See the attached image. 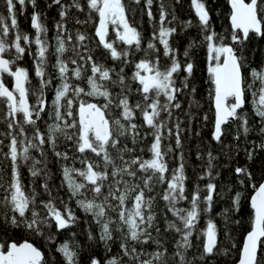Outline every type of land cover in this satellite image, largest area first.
<instances>
[{"label":"snow or ice","instance_id":"obj_1","mask_svg":"<svg viewBox=\"0 0 264 264\" xmlns=\"http://www.w3.org/2000/svg\"><path fill=\"white\" fill-rule=\"evenodd\" d=\"M134 2L139 4L140 0ZM179 2L176 0L177 4ZM229 2L231 30L220 33L211 23L207 0H191L201 41H191L181 54L170 42L177 34L175 24L178 22L187 31L193 27V22L179 21L174 11L170 13L166 9L163 0L160 2L158 27L153 24L146 47L143 46L142 32L129 22L123 0H70V3L52 0L48 7L58 5L60 16L54 25L55 45L48 39L49 29L43 14L35 11L37 0H27L34 9L31 16L34 37L21 32L18 27L17 4L23 10L26 0H3L10 25L0 14V105L3 106L6 126V131L0 132L3 137L0 139V157L10 162V172L5 176L4 169L0 168V232L23 229L54 242L55 236L48 229L54 225L61 232L78 222L79 217L69 201L52 194L53 189L48 184L47 147L61 162L62 185L67 186L69 200L74 198L77 207L91 215L99 226L98 237L89 230L88 239H98L106 251H111V243L117 239L114 233L119 234L122 255L129 258L130 264H169L170 259L174 264H196L197 260L202 261L218 251V229L213 220H207L206 228H198L203 215L211 213L214 207L217 185L212 182L215 179L212 161L215 157L208 153L209 167L200 177L209 182L203 189L199 184L195 185L188 195L183 152L179 153L178 166L170 171L165 157L173 152V148L168 145L162 150V141L174 138L176 148H182L183 122L179 117L174 118V110L181 109L180 96L185 90L193 97L189 108L199 107V101L195 99L196 88L190 87L196 67L191 53L203 45L209 81L213 86L209 91L215 110L213 139L222 142V126L229 121L238 125L234 139L239 141L241 135L248 136L252 128L249 114L244 109L250 94L254 116L260 121L261 142L251 141V147L243 149L237 146L236 152L243 150L251 161L257 150L264 151V67H251L246 54L248 42L253 37L264 38V0ZM145 3L147 15L150 21H154L153 0H145ZM72 9L78 12L87 10V19L73 16L74 23L96 25V48L103 50L105 59L119 62L118 71L100 62L96 49L87 43L92 37L86 32L77 29L75 37L69 32L66 21ZM94 14L98 23L93 19ZM169 15L171 19H168ZM110 27L115 33L114 38L109 36ZM10 28L14 30L11 39ZM73 39L75 43L69 44ZM117 41L124 47H119ZM157 42L162 45V53ZM33 45L36 46L34 54ZM140 52L143 57L136 61L135 54ZM26 53L33 56L38 87L31 86L29 70L18 65ZM52 57L55 59L51 67L59 81L54 89L51 87L52 74L48 72ZM163 57L168 63L162 67ZM129 67L134 68L130 77L125 72ZM8 78L13 81L11 88L6 82ZM46 89L54 91L50 111H47ZM30 96L35 97L34 103H30ZM44 115L51 122H45L42 128L38 122ZM204 119L207 120V116ZM149 135L152 137L147 146L150 158L135 155V146ZM68 142L74 149L71 156L68 151L57 150L60 144ZM128 142L133 146L130 147ZM139 151L144 152V149ZM33 153H38L40 158ZM77 162L81 167L75 166ZM25 166L33 182L44 175L41 188L43 194H47L46 200L39 199L42 193L35 187L26 190L22 177ZM234 173L242 177L241 185L245 180L253 179L246 166H237ZM164 185L162 193L156 191L158 186ZM251 186L255 190L250 200L253 216L239 264H264V183L259 187ZM157 197L164 202L166 210L160 213L164 231L179 235L171 254L163 240L158 238L161 228L155 208ZM241 198L242 194L236 192L230 208L222 213L226 222L230 219L229 212L240 211ZM184 201L188 206L180 207ZM168 213L174 219H168ZM231 222L238 224L239 220L232 219ZM153 232L157 236L154 237ZM194 236L204 238L202 252L199 257L189 259L188 251L195 247ZM149 242L157 246L153 252H142L136 247ZM56 251L62 256L63 264H80L79 254L69 242L60 244ZM0 264H50V261L33 243L27 240L10 242L0 235ZM89 264H101V261L91 257ZM106 264H123L122 257L113 256Z\"/></svg>","mask_w":264,"mask_h":264},{"label":"trees","instance_id":"obj_2","mask_svg":"<svg viewBox=\"0 0 264 264\" xmlns=\"http://www.w3.org/2000/svg\"><path fill=\"white\" fill-rule=\"evenodd\" d=\"M62 2L70 3V0H62ZM123 2L126 5V13L128 15L129 22L142 32L145 41L143 46L146 47V41L152 35L153 24L155 23L158 27L161 0H153L151 11L153 17L155 18L154 21H150L147 15L148 8L145 0H140L139 4H136L134 0H123ZM246 2H249V0H246ZM51 3L52 0H37V8L35 11H39L43 14L44 23L49 29L47 34L48 39L52 45H55L54 37L56 33L54 25L60 20V16L59 6L53 5L51 8H49L48 5ZM163 3L170 13L172 11L175 12L179 21L191 20L193 22V27L187 31H184L178 22L175 24L177 28V34L172 37L170 42H173L174 46L177 47L182 54L184 49L191 41H201L200 30L196 26L198 21L193 8L191 7V0H180L178 4L176 3V0H163ZM207 4L210 8V13L212 16L211 23L215 30L220 33H224L226 30L230 31L229 16L231 8L229 6L228 0H207ZM33 11L34 9L30 4L27 3V0L23 10H21V6L17 4L16 14L19 30L21 32L28 33L32 37L35 35V30L31 27V16ZM0 14L5 16V23L10 25V16L5 9L3 0H0ZM73 16L79 18L80 20H85L87 19V10L85 12H78L77 10L72 9L69 12V16L66 21L69 32H71L73 37H75V32L77 29H79L81 32H86L92 37V39L87 43L89 44V47L96 49V56L100 59V62L105 63L106 66L114 67L118 71L119 62L113 61L110 58L105 59L103 50L96 48V41L98 40V38L94 36L96 25L91 22L82 25L75 24L74 20L72 19ZM93 19L98 23V17H96L95 14L93 15ZM168 19H171V15H169ZM165 23L167 24V21H165ZM13 31L14 30L10 28L9 39H11V34ZM109 36L111 38H114L115 36V33L111 30V27L109 30ZM71 43H75V40L73 39V41L69 42V44ZM117 44L119 47H124L123 45L119 44L118 41ZM157 45L161 48L162 53V45H159L158 42ZM35 51L36 46L33 45V54ZM246 54L251 67H264V38L253 37L250 42H248ZM66 55H71V53H67ZM142 57L143 52L135 54L136 61ZM191 58L194 61L196 67L194 70V75L190 81V87L194 86L196 88L195 99L199 101V107L193 106L192 108H189V103L193 97L189 94L188 90H185L184 94L180 96L182 104L181 109L174 110V118L179 117V120L183 122L181 124V128L183 130L181 133L182 148H176L175 140L172 138L164 139L162 141V150H166L168 145H171L173 148V152L169 153L165 157L170 171L171 169L178 166L179 153L181 151L183 152L185 173L188 177L186 181V194L188 195H190L195 185L199 184L203 189L204 186L209 182L207 178L200 179V177L204 176L208 170V153L211 152L215 157V159L212 161V172L213 176L215 177L212 182L217 185V192L214 194V207L211 213L203 215L198 228H206L207 220H213L218 229V251H216L214 255L210 257H205L202 261L197 260L196 264H237L240 258V252L245 236L250 230L251 217L253 216V210L250 207V199L255 190L251 185L255 184L257 187H259V185L264 180V151L257 150V152L254 154V159L249 161L244 151L241 150L237 154L236 148L237 146H239L241 149L245 147H251L249 143L251 141H254L257 144L261 142V136L258 132L260 121L258 117L254 116L251 96L249 94L244 110L249 114L252 131L247 137L241 135V139L237 141L234 139V137L237 134L238 125L237 123L231 122L223 127L224 135L221 137L222 142H216L213 139L215 110L213 102L209 99V91L213 86L209 81L206 49L203 47V45L195 48L192 51ZM54 59V57L50 59L48 66V72L51 73L53 77V84L51 86L52 89H54L59 83V81L56 79L55 70L51 67ZM167 63L168 59L163 57L161 66L163 67ZM18 65L29 70L31 86L38 87V78L35 77L34 73L33 56L26 53L24 59L22 61H18ZM70 67L74 66L70 65ZM133 71L134 68H125V72L129 77ZM181 75H183V73ZM6 82L11 88L12 79L8 78ZM45 92L49 104L47 111H50L51 101L54 99V91L46 89ZM136 98L137 97H133V99ZM29 100L30 103H34L35 97L30 96ZM92 102H95V100ZM2 112L3 106L0 105V132L6 131V126L3 123ZM189 113L191 114L190 117L188 115ZM205 116H207V120L204 119ZM45 122H51L47 115H44L43 119L38 123L43 128ZM26 128H28V126H26ZM143 131L148 130L144 129ZM2 138L3 137H0V139ZM7 142L8 141L5 140V143ZM151 142L152 137L149 135L146 140L135 146L137 151L134 154L143 155L146 159L150 158V153L147 151V146ZM128 143L130 147L133 146L130 142ZM141 148L144 149V152L139 151ZM57 150L68 151L70 156L74 152L71 142L60 144ZM4 151H7V148H5ZM46 151L48 154V184L53 189L52 194L53 196L59 195L64 200L69 201L70 207L74 209L76 216L79 217L78 222L61 232H58L54 225L51 229H48L47 231L55 236L54 242H48L45 238L37 237L23 229H9L7 231L0 232V235H2L5 239H9L10 242L11 240H15L17 243H23L27 240L33 243L36 247L44 252L45 256L49 259L50 264H63V258L56 251V248L64 242H69L73 247L76 248L79 254L80 264H89L91 257L99 259L101 264H106L108 259L117 255L122 257L123 264H130L129 258L122 255L118 233H114V236H116L117 239L114 243H111L110 252L105 250L103 243L98 241V239L91 241L88 239L87 234L89 230L94 236L98 237L99 226L95 224L91 215L84 213L77 207L74 198L69 200L70 193L68 192L67 186L62 185L63 175L61 171V162L57 160L52 151L47 147ZM33 154L36 155L37 158H40L38 153ZM67 163L71 165V161H68ZM75 166L77 168L81 167L78 162ZM237 166H246L252 173V181L245 180L244 184L241 185L239 181L242 179V177L237 176L234 173V169ZM0 168L4 169V174L7 176V174L10 172V162L3 160V157H0ZM22 177L24 184L27 186L26 190L31 191V188L35 187L37 192L42 193L39 199L46 200L48 198L47 194H43V189L41 188V185L44 183L43 174L33 182V178L30 176L27 166H25L22 169ZM164 187H166V185L158 186L156 191L162 193ZM236 192H240L242 194L240 211L229 212L227 215L230 217V219L226 222L225 216L222 215V213L225 209L230 208L231 199ZM57 205L62 207L59 204V201H57ZM179 206L187 207V201L182 202ZM155 208L158 213L157 223L161 228V234L158 238L163 240L164 245L168 248L169 254H171L174 251V244L175 241L179 239V235L164 231V220L162 219V215L160 213L161 210H166L164 209V202L160 200L159 197H157ZM114 215L115 214H113V216ZM168 219H174V217L171 216V213H168ZM232 219L239 220V223H232ZM73 233H75V235H73ZM153 236H157V233L153 232ZM203 242L204 238L202 236L199 239H197L195 236L193 237V243L195 247L188 251L189 259H192L193 256L199 257L200 253L202 252ZM136 247L142 252L145 250L147 252H153L157 246L149 242L147 245H136ZM225 250H227V254H225ZM52 257H55V260H52ZM169 264H174V262H172L170 259Z\"/></svg>","mask_w":264,"mask_h":264},{"label":"water","instance_id":"obj_3","mask_svg":"<svg viewBox=\"0 0 264 264\" xmlns=\"http://www.w3.org/2000/svg\"><path fill=\"white\" fill-rule=\"evenodd\" d=\"M228 2H229V0H228ZM245 2H246V0H245ZM247 3V2H246ZM229 6H230V8H231V5H230V2H229ZM12 84H13V81H12ZM229 123H231V121H229ZM228 123V124H229ZM227 125V124H226ZM225 125H223L222 126V128L224 127ZM262 183H264V180H263V182ZM255 195V192L253 193V195L251 196V198L253 197ZM251 200V199H250ZM245 240V239H244ZM239 260H240V258H239ZM237 264H239V261L237 262Z\"/></svg>","mask_w":264,"mask_h":264}]
</instances>
